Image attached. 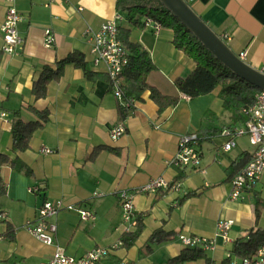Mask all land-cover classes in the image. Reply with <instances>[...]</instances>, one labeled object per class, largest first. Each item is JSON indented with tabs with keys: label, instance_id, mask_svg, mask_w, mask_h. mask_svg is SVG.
I'll return each instance as SVG.
<instances>
[{
	"label": "crops",
	"instance_id": "obj_1",
	"mask_svg": "<svg viewBox=\"0 0 264 264\" xmlns=\"http://www.w3.org/2000/svg\"><path fill=\"white\" fill-rule=\"evenodd\" d=\"M219 35L227 34L229 47L237 55L247 50L249 65L264 70V0H192L189 3ZM22 17L18 31L23 45L17 55L2 51L0 31V154L27 168L0 167L5 192L0 195V263L41 264L53 254L23 225L33 220L45 200L61 199L93 211V221H82L77 210H63L53 219L56 241L68 255L80 257L95 247H111L137 229L143 228L129 246L111 248L109 264H224L240 261L232 254L234 243L246 239L251 230H264V170L252 187L232 199L230 167L242 154L253 155L254 146L246 135L235 138V146L223 151L226 141L219 133L241 126L224 108L219 87L186 98L174 81L186 78L196 64L173 44V31L156 32L145 25L144 16L134 24L127 13L117 9V0H15ZM7 9L0 0V27ZM120 13L119 38L142 45L155 68L147 81L162 94L178 96L176 105L159 110L145 90L125 116L113 95L102 68L91 62L86 27L100 25ZM51 30L52 47H45V31ZM82 53L93 77L82 68L65 63L59 79L52 80L43 98L33 94V84L45 66L55 68L69 54ZM37 111H46L45 120ZM122 117V118H121ZM40 121L29 147L13 149L12 122ZM123 124L125 133L116 141L111 129ZM200 136L203 174L191 168L167 165L177 152L180 135ZM50 148L51 153H43ZM162 176L179 182L180 190L137 194L134 198L136 224L122 220L120 190L144 185ZM39 187L32 193L30 187ZM5 213L3 216L2 214ZM219 219L234 221L228 239L216 236ZM156 229L171 233L160 243H150ZM214 238L213 250L185 247L180 235ZM196 252L199 256L191 257ZM183 257V258H182ZM182 258V259H181ZM176 263V264H177ZM230 264V263H229Z\"/></svg>",
	"mask_w": 264,
	"mask_h": 264
},
{
	"label": "built area",
	"instance_id": "obj_2",
	"mask_svg": "<svg viewBox=\"0 0 264 264\" xmlns=\"http://www.w3.org/2000/svg\"><path fill=\"white\" fill-rule=\"evenodd\" d=\"M5 1L7 9L0 27L4 40L2 51L7 54L17 55L23 45V38L18 31V24L22 17L15 7V0ZM186 1L190 3L192 0ZM143 19L145 25L153 27L156 32L163 27L150 16H144ZM121 20L122 15L117 13L113 18L103 22L97 29L88 25L84 34L90 44L92 65L95 68L103 69L109 79L113 95L119 100L120 106L131 109L134 98L127 97L123 90L124 81L122 74L129 65L130 53L119 38V21ZM220 37L223 40L229 38L226 33ZM53 41L51 30H46L45 47H52ZM238 56L244 60L247 56V50H243ZM262 71L264 72V70ZM241 113L245 118V122L241 126L225 128L219 133L221 137L226 139L222 145V150L225 152L230 151L235 146V138L244 135L248 137L250 144L255 148L249 162L235 173L231 179L232 189L230 197L232 199L239 198L245 188L254 186L261 178L264 170V91L258 92L254 103L243 107ZM0 116L5 117L6 113L2 112ZM125 131V126L119 123L111 129L110 137L116 141ZM41 151L46 154L52 152L50 148H42ZM167 165L181 169L191 168L205 174L206 169L202 167L200 136L195 132L180 135L177 152L173 158L167 160ZM163 190L178 191L180 190V183L170 182L164 177L158 176L131 190H120L118 196L121 203L122 220L130 227L136 224L133 202L137 194H156ZM28 191L36 193L39 191V187H30ZM74 209L78 211L82 221H93L96 218L93 211L82 207L78 208L73 204H65L61 199L54 201L45 200L39 207L36 217L33 220L26 221L23 225L24 229L37 240L54 249L52 257L41 264H109L106 260L111 248L123 245L122 240H118L111 247H95L80 257L68 255L64 247L56 241L57 226L53 219L63 210ZM2 215L4 216L5 213ZM233 223L232 219H219L216 224L215 235L227 240ZM179 237L182 244L189 248L202 247L213 250L216 246L214 238L183 234ZM120 264L127 263L121 262ZM230 264H264V244L258 248L253 257L244 258L238 262L231 261Z\"/></svg>",
	"mask_w": 264,
	"mask_h": 264
},
{
	"label": "trees",
	"instance_id": "obj_3",
	"mask_svg": "<svg viewBox=\"0 0 264 264\" xmlns=\"http://www.w3.org/2000/svg\"><path fill=\"white\" fill-rule=\"evenodd\" d=\"M117 9L125 11L128 20L134 24L139 22L140 16H150L163 27L172 29L174 46L193 59L196 64L194 70L186 78L175 79L176 88L189 97H196L207 94L219 87V97L224 108L231 113L236 121L245 122L241 109L252 105L256 94L261 92V89L236 76L225 67L159 0H117ZM123 44L130 53L129 65L122 74L125 95L129 98L139 99L145 90H149L150 98L158 105L159 110L176 105L179 101L178 96L164 95L148 83L147 77L155 68L148 51L142 45L127 39H123ZM65 63H73L83 69L87 78L93 77V71L88 68L82 53L69 54L64 59L59 60L55 68L51 66L44 67L33 84L32 91L36 98L45 97L49 82L60 78ZM119 112L123 117L128 114L129 109L119 105ZM37 113L40 115L41 120H45L48 116L46 111H37ZM40 125V121L24 122L19 118L14 119L12 122L13 149L15 151L26 150L34 131ZM251 158L252 156H249V154H242L237 157L230 167V175L233 177ZM4 165L27 171V168L21 163L5 154H0V167ZM4 192L5 187L0 176V195ZM142 228L143 224L139 221L137 229L123 240L124 244L127 246L132 244ZM171 235V233L162 229H156L151 234L149 242L160 243L167 240ZM262 244H264V230H251L246 239L235 241L232 254L240 260L251 258ZM199 255L200 253L196 252L191 257ZM177 261L179 259L173 260L171 264H176ZM230 262L231 256L225 260L224 264Z\"/></svg>",
	"mask_w": 264,
	"mask_h": 264
},
{
	"label": "water",
	"instance_id": "obj_4",
	"mask_svg": "<svg viewBox=\"0 0 264 264\" xmlns=\"http://www.w3.org/2000/svg\"><path fill=\"white\" fill-rule=\"evenodd\" d=\"M159 2L225 67L264 91V72L240 59L186 0H159Z\"/></svg>",
	"mask_w": 264,
	"mask_h": 264
}]
</instances>
